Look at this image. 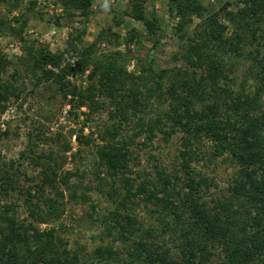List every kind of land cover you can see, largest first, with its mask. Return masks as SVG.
Wrapping results in <instances>:
<instances>
[{
    "label": "trees",
    "instance_id": "1",
    "mask_svg": "<svg viewBox=\"0 0 264 264\" xmlns=\"http://www.w3.org/2000/svg\"><path fill=\"white\" fill-rule=\"evenodd\" d=\"M93 0H58L63 9L84 14ZM8 10L16 8V0H0ZM174 11L176 31L182 36L193 25L183 50V58L192 68H200L199 78L186 68L168 70L157 67L149 59L138 74L127 70V59L119 50L98 55L94 48L100 41L76 50L74 65L61 64V56L47 46L27 49V69L37 81H50L56 91L67 99L70 109L85 107L86 116L105 109L109 126L98 132L96 158L111 174L123 173L128 167L129 143L135 137L151 139L157 130L165 135L181 131L182 166L189 167L193 144L202 138L211 143L215 156L227 153L236 172L227 193L211 198L209 206L194 198L193 191L205 178L188 176L183 187H177L165 170L143 177L122 175L124 193L119 204L142 195L151 202L149 211L157 213L163 233L176 235L177 255H172L153 240L152 225L141 223L126 208L120 212L114 205L100 222L110 236L109 244H100L91 251L69 255L55 234L54 226L40 228L60 215L56 197H42L39 189L48 186L69 201H86L85 191L71 181L74 173L59 161V153L68 151L63 142L56 150L44 154L28 148L19 152L21 161L30 159L39 167L37 190H17L14 184L16 165L0 168V197L8 199L0 206V264H206V242L216 245L222 254L221 264H264V0H226L221 21L216 11L208 10L202 0H167ZM10 5V6H9ZM131 17L142 23L157 43L161 27L155 16L143 10V0H131ZM15 16V25L0 18V34L13 33L22 39L25 20ZM10 21V20H9ZM7 30H4L6 29ZM229 29V32H227ZM248 62L246 74L253 89H245L247 76L239 88L230 87L234 70ZM10 61L0 52V102L16 92L15 86L3 80ZM76 69H87V84L78 87L68 77ZM245 73V72H244ZM144 90V92H143ZM164 102L156 117L145 118L140 106L146 98ZM110 105V106H108ZM224 106V108H223ZM77 116V113H73ZM137 127L120 137L124 123ZM83 126L74 133L78 144H89ZM58 143V142H57ZM80 189V191H79ZM186 189V190H185ZM101 191V190H100ZM20 200L31 221L17 216L15 201ZM118 241L120 246H113Z\"/></svg>",
    "mask_w": 264,
    "mask_h": 264
},
{
    "label": "rangeland",
    "instance_id": "2",
    "mask_svg": "<svg viewBox=\"0 0 264 264\" xmlns=\"http://www.w3.org/2000/svg\"><path fill=\"white\" fill-rule=\"evenodd\" d=\"M16 1L17 7L11 10H8L7 4L0 2L1 19L15 25L19 22L16 23L13 18L21 15V20L26 21L21 32L22 39L13 33L0 34V52L10 61L1 78L16 88L14 95L0 102V168L5 170L11 163L15 164L17 171L13 178L17 190L30 189L34 192L38 188L39 167L33 165L30 159L21 161L19 152L30 148L46 154L67 142L70 149L58 154L62 170H71L74 173L71 181L78 183L81 191L87 195L86 201H69L66 192L64 197L56 193L62 189L61 185H58L57 191L48 186L39 189L43 198L56 197L61 211L48 224H33L40 228L54 226L61 247H65L69 255H81L97 245L109 244L111 238L100 221L109 215L114 205H118L120 212H125L126 206L142 227L153 226V240L157 244L168 248L172 255H177L176 235L162 232L157 213L149 211L151 202L137 195L125 200L124 205L119 204L124 193L122 175L136 178L137 183L141 178L153 176L156 170L162 169L176 182L177 187H183L188 176L195 180L205 178V182L201 181L192 195L209 206L211 198L227 193V187L236 172L234 161L227 153L213 155L211 143L202 138L192 145L193 153L184 157H190L189 167L184 168L179 153L183 150V133L175 131L167 136L157 130L151 139L135 137L129 143L127 169L123 173L111 174L98 163L95 154L96 145L101 142L97 133L110 124L107 111L102 109L86 116L82 113L87 112L85 107H75L72 111L77 116L69 113L70 105L56 91L55 85L50 81H37L27 69V49L34 51L45 45L61 56V64L69 62L74 65L77 61L76 50L92 42L100 33L102 39L96 42L95 53L101 55L119 50L127 59V70L135 74L146 61L152 59L159 68H186L190 73L194 70L195 76L199 78L201 69L189 66L182 54L193 25L181 36L175 29L177 17L174 11H169L167 0H143L144 12L157 17L162 29L157 43L153 45V37L140 21L131 17V0H93L84 14L63 9L58 0ZM225 1L202 0L208 10L219 14L223 22L222 5ZM248 65V62L240 61L231 74L230 87L238 89L239 82L246 75L245 89H253L251 79L246 74ZM86 74L87 69L84 72L76 69L68 80L83 88L87 84ZM261 102L264 105V93L261 94ZM164 106L163 101L149 97L142 102L140 109L146 120L156 117ZM132 122L124 123L120 137L130 134L137 127ZM83 123L82 132L90 138L89 144L84 145L78 144L74 137ZM7 200L0 197V206ZM15 206L19 219L26 223L31 221L20 200L15 201ZM206 244V264H221L219 246L210 249L209 253V240ZM113 246H120V243L116 241Z\"/></svg>",
    "mask_w": 264,
    "mask_h": 264
}]
</instances>
